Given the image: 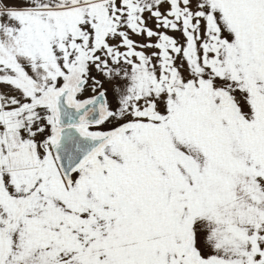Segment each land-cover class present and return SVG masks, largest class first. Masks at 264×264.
I'll use <instances>...</instances> for the list:
<instances>
[{
    "label": "snow or ice",
    "instance_id": "snow-or-ice-1",
    "mask_svg": "<svg viewBox=\"0 0 264 264\" xmlns=\"http://www.w3.org/2000/svg\"><path fill=\"white\" fill-rule=\"evenodd\" d=\"M0 264H264V0H0Z\"/></svg>",
    "mask_w": 264,
    "mask_h": 264
}]
</instances>
